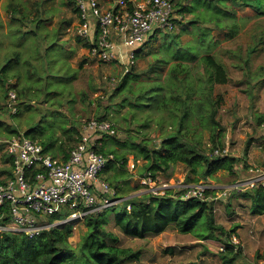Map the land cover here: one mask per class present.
<instances>
[{
  "label": "trees",
  "instance_id": "1",
  "mask_svg": "<svg viewBox=\"0 0 264 264\" xmlns=\"http://www.w3.org/2000/svg\"><path fill=\"white\" fill-rule=\"evenodd\" d=\"M231 1L236 3L233 6L235 8L240 2L253 7L257 14H264V0ZM9 4L10 17L20 21V28L15 30L20 31L21 26H24L22 21L26 17L23 15L17 18L12 15L17 8V4ZM197 4H200L203 10L194 11L196 8L193 7ZM174 5L179 13V15L172 17L175 26L179 25L181 27L183 25L184 19L181 15H183V12L189 11L192 13L191 22L189 23H198L197 27H194L200 29L197 31L195 28L193 29L195 32L192 34V40L181 43L179 38L176 41L179 46L177 50L179 51L169 54L176 61L169 65L168 72L162 80L159 79V75H153L148 86L140 88L137 93L132 91L129 85L127 86L128 92L131 93L128 111L130 108L139 109L157 106L159 109H167L168 119H165L162 115L159 120H156L154 129L158 133L156 136L149 137L145 133L136 140L134 136L127 133L128 136L122 139L117 135V131L114 134L102 135L96 140L94 146L98 152L114 155V160L106 165L100 173V177H103L102 179L106 180L115 190L117 198L125 197L129 192L128 190L132 189L128 185L132 176V173L126 168L128 155H133L135 160L141 159L143 161L139 167V175L142 178L155 179L160 173L171 176L174 166L182 163L187 169L185 174V182L187 183L197 182L201 178H208L219 170H225L233 176V179L230 180L232 183L242 173V169L247 166V162L241 157L231 153L216 155L213 152L214 149L225 147L222 141L224 125L216 117L219 107L224 102V96L222 93L214 94L213 85L214 83L227 82L228 76L219 58L208 52L201 53V50L211 49L219 43V39L213 38V29L218 34L223 32L225 38H233L239 32L244 18H237L235 15L236 9L228 7L224 0H196V3H193L192 6L182 4L180 0H175ZM74 10L76 11L75 8ZM25 33L33 37H41L34 29ZM259 35L256 33V44L247 46L248 54L238 67L243 68L246 66L247 69H250L249 55L256 50L261 42V36ZM174 36L179 37V35ZM18 38L21 40L23 35L20 34ZM203 41L207 43H203ZM16 43L19 44L17 41ZM83 46H87V43L83 42ZM225 51L234 55L237 54L234 49L229 50L226 48ZM142 53V48L136 50L137 57ZM20 55V50L13 49V56L6 58V62L0 65V99H4L2 105L4 108L9 109L7 102H5L8 100L7 92L9 88L15 89L16 98L19 100L27 94L26 89L21 88V85L17 83L20 76L24 75L23 72H28L32 68L35 69L30 58L23 59L19 57ZM165 57L154 58V71L156 74L159 71L158 68L162 67V63L168 61ZM193 59H198L201 62L203 75L197 76L191 73L190 64L185 61ZM21 62L27 65L23 72L19 67ZM258 71L259 69L255 73H258ZM138 74L133 67L121 76L113 85L108 99L111 100L113 95L119 94L126 83L135 79ZM12 76H16L14 85L8 81V79L14 80ZM74 76L75 72L67 77L73 78ZM45 79L48 81V73ZM31 87L29 88L30 92L32 91ZM51 89L52 87L49 86L45 96L59 93V91H54L55 89L52 92ZM25 103L26 101L23 102V104ZM120 103L124 104L125 99L122 98ZM20 105L21 102L17 103V109L11 116H15L20 112ZM96 118L108 119L107 111L104 110L103 114ZM150 118V112H145L142 125L147 126ZM0 125H2V122H0ZM16 127H7V136L17 134L19 131ZM39 131H43V129H39V124H35L28 127L23 133L37 140ZM0 132L2 131L0 130ZM79 132L80 123H77V121L71 125L70 132L63 131L67 134L66 139L73 141V144L78 140ZM204 132L207 135L206 143L204 142ZM38 141L44 145L46 153L52 156L56 155L54 150H49L51 149V141L42 139ZM107 142L111 144L108 146ZM73 144L66 148L64 145L59 144V147L64 151L63 160L67 159ZM3 157L8 159L9 155L7 157L4 154ZM183 190V188L170 187L165 190L164 194H155L151 191L139 195L134 194L98 212L86 213L83 217L85 229L75 245H72L67 239V236L72 233L69 223L52 226L33 238L27 237L22 232L10 230L0 232V264H131L133 261L139 260V249L121 246L117 243L119 238L104 227L107 220L106 216L109 213L113 214L115 225L125 235L141 238L148 233H160L169 225H174L181 232L194 233L195 236L201 239L217 238L221 240L216 245L221 264H232L235 258L241 254V250L236 245L238 243L231 241L230 232L224 231L223 227L215 222L214 199L207 198L208 195L214 193V190L206 192V199H182L181 193ZM108 195H111V193H108ZM232 196L248 198L250 210L253 213L261 214L264 212V189L262 187L239 191L229 190L226 195L221 196V199L229 204L228 202H230ZM128 203L130 208L126 207ZM227 208L229 209V207ZM3 211L6 214L0 218V223L8 224L7 208L0 209V215ZM67 213L68 210L61 207L58 211L48 215L47 219L49 221L62 219Z\"/></svg>",
  "mask_w": 264,
  "mask_h": 264
},
{
  "label": "rangeland",
  "instance_id": "2",
  "mask_svg": "<svg viewBox=\"0 0 264 264\" xmlns=\"http://www.w3.org/2000/svg\"><path fill=\"white\" fill-rule=\"evenodd\" d=\"M9 3L17 4L12 15L17 18L23 15L26 17L22 21L24 26H21L20 31L15 30L20 28V21L10 17ZM193 3L195 4L196 0H193ZM74 8V0H0V65L6 62V58L13 56V49H17L21 52L19 57L30 58L31 63L37 69L32 68L30 71L33 72H23L27 65L22 62L19 64L24 75L20 76L17 84L26 89L27 94L20 100L16 98L18 104L21 102L18 114L11 116L13 112L3 107L4 99H0V122H2L0 125L2 131L0 132V181L9 177V172H11L12 157L10 155L8 157L7 143L5 142L10 137L7 136L8 132L6 131L9 126H17L19 132H25L28 127L39 124V129H43V131L38 132L37 140L51 141L49 150H54L56 156H61L64 151L59 147V144L64 145L65 148L73 144V141L66 139V133L71 131V125L75 124V121L80 123L83 119L96 118L103 114L104 110L107 111V118L115 124L117 135L122 139L128 134L134 136L136 140L145 133L149 137L156 136L158 135L154 130L156 120H159L162 115L165 119L169 117L167 109H159L157 106L130 108L128 111L131 93L128 92L127 86L129 85L131 90L137 93L140 88L148 86L153 75H159V79L162 80L168 72L169 65L176 61L172 56H169V54L179 51L176 41L179 38L181 43L192 40V34L195 32L193 29L197 26L180 27L176 25L173 30L159 28L155 35L142 45L144 46L143 53L139 55L138 62L136 60V66L142 67V69L135 70L139 73L137 77L126 83L120 93L113 95L109 100L108 96L113 85L121 78V68L115 62H100L89 56L87 46H83L82 39L75 32L76 12ZM250 12L253 13L251 10ZM173 15H179L175 5ZM39 20L41 21L38 22ZM31 29L36 30L41 37H33L25 33ZM198 29L200 28H195L196 31ZM213 30L215 34V29ZM20 34L23 35L21 40V37L18 38ZM174 35H179V37ZM214 38H217V35H214ZM203 43L207 42L203 41ZM250 43H252L250 38L238 34L236 39L231 41L222 39L217 46L201 50V53L214 54L215 52L222 57L223 61L227 63L225 69L228 71V77L236 78L240 72L235 65L237 59L227 57L221 52V49H234L242 53L244 46ZM48 45L50 46L46 48ZM219 47L221 48L219 49ZM163 56H166L168 61L162 63V67L158 68L159 71L156 74L154 58ZM262 57H264V48L251 60L254 64H260ZM185 62L190 64L191 73L197 76L203 75L202 64L198 59ZM73 72H75L73 78L67 77ZM47 73L48 81L45 79ZM12 77L14 80L11 83L13 84L16 81V76ZM229 85L235 87L234 84L230 83ZM49 86L52 87L50 91L55 89L54 91H59V93L45 96ZM122 98L125 99L124 104L120 103ZM228 98L229 96L223 103L222 108L225 110L222 121L225 117H232L231 110L241 105L240 103L233 105L234 100L229 102ZM24 101H26V105L23 104ZM255 101L257 103L256 110L251 109L255 111L254 118L257 119L260 113L257 112V109H261V102L259 97H256ZM147 111L150 112L151 118L149 124L143 126L142 119ZM245 111L244 109L239 114H245ZM260 131L264 132L261 128ZM101 136L102 134H98L96 138ZM206 137V132H204L205 143L207 142ZM261 139L262 137L254 136L255 142ZM110 144L107 142L108 146ZM229 148L231 149L232 146ZM4 154L8 159L2 158ZM142 162L141 159L135 160L133 155L127 156L126 168L132 173L128 185L132 189L129 188L125 197L149 192L151 188H158V191L162 193L167 187L178 189V186L187 183L185 182L187 169L182 163L174 166L171 176L160 173L152 182H148V180L144 182L139 175V167ZM231 179L233 176L225 170H219L208 178H201L197 182H188L187 184L207 182L215 189H222L229 186ZM209 197L214 198L215 222L220 224L224 231L230 232L233 243H238L236 245L240 247L241 254L235 258L232 264H264V212L253 213L250 210L248 198L232 196L228 202L229 205L221 199L218 191L211 193ZM127 207L130 208L128 205ZM106 217L104 227L119 238L118 244L140 250L139 260L133 261L131 264H221L216 249L217 243L221 240L217 238L201 239L194 233L181 232L174 225H169L160 233H148L145 237L138 238L123 234L115 225L112 213ZM63 223L71 225L72 233L67 236V239L72 245H75L85 229L83 218L65 219L54 226Z\"/></svg>",
  "mask_w": 264,
  "mask_h": 264
},
{
  "label": "built area",
  "instance_id": "3",
  "mask_svg": "<svg viewBox=\"0 0 264 264\" xmlns=\"http://www.w3.org/2000/svg\"><path fill=\"white\" fill-rule=\"evenodd\" d=\"M74 3L77 17L75 32L87 43L89 56L100 62H115L121 68V76L135 66L136 50L151 31L159 28L172 30L175 26L172 21L174 0H74ZM121 47L126 49L123 55ZM8 81L11 83L12 79ZM7 94V105L11 112H15L16 92L9 88ZM116 132V126L110 119H83L79 138L65 160L46 153L38 140L23 132L7 138V153L12 157L11 174L0 181V209L7 208L9 223H0V232H22L33 238L65 219L83 218L88 212H98L121 202L123 198H117L115 190L100 177L106 165L114 160V155L94 148L98 134ZM213 152L226 155L230 150L225 146ZM142 180L153 181L150 177ZM254 187L264 189V163H247L239 177L226 188L215 189L207 182H198L184 183L178 189H184L182 199H206L205 194L210 190L224 196L229 190ZM158 190L151 188L149 191L163 194L164 191L160 193ZM61 207L68 210L67 215L49 221L47 216ZM5 214L3 211L0 218Z\"/></svg>",
  "mask_w": 264,
  "mask_h": 264
},
{
  "label": "crops",
  "instance_id": "4",
  "mask_svg": "<svg viewBox=\"0 0 264 264\" xmlns=\"http://www.w3.org/2000/svg\"><path fill=\"white\" fill-rule=\"evenodd\" d=\"M134 2H139L140 0H133ZM182 4L186 5H193V0H180ZM208 1V0H207ZM225 3L228 5V7L235 6L236 3H232L231 0H224ZM175 3V0H174ZM193 8H196L194 11L203 10V7L200 6V4L194 5ZM235 8V7H233ZM236 17L237 18H244L243 23L240 25L239 32L235 35L233 38H225L223 32H220L219 34L212 30V33L214 35H217V38L220 41L223 39L231 41L237 38L239 35H246L248 38L251 39L252 43L244 46V52L239 53L237 52L236 55L232 54L231 52H226L225 48L221 49V52L225 54L229 58H236L237 61L235 63L236 67H238L239 64H241L242 60H244L247 56V46L256 44V33L260 34V40L261 42L258 44V47L255 51H253L249 55V68L247 69L246 66L243 68L238 67L240 70L239 76L236 78H233L231 76L228 77L227 82L224 83H214L213 85V93H222L224 96V102L225 103L227 97L229 96L228 100L229 102H232L234 100V104L240 103L241 105L233 108L231 110L232 117L228 118L225 117L222 121V116L224 115L223 112L225 109H223L222 104L217 112L216 117L220 119L221 123L224 125L223 135H222V141L224 142V146H227L228 148L232 146L230 149V153L241 157L246 161L247 163H253L256 165L264 163V132L260 131V128L264 131V57H262L260 64H254L252 62V58L257 55L261 49L264 47V14H257V11L250 7L249 5L241 4L239 2V5L236 6ZM250 10L253 12L251 14ZM76 12V11H75ZM255 16V18H254ZM183 25L181 27H188V26H196L198 23L191 24V18L192 13L189 11L183 12ZM230 20V19H229ZM238 20V19H237ZM77 22V17H76ZM158 29H154L148 34V37L146 40L139 45V48H142L143 44H146V42L152 38ZM83 41V40H82ZM85 42V41H83ZM218 45V44H217ZM216 45V46H217ZM142 46V47H141ZM221 47H219L220 49ZM230 50V49H229ZM121 55L126 51L125 47L120 48ZM214 57L219 58L225 68V65L227 64L225 61H223L222 57L218 56L214 52ZM217 55V56H216ZM139 59V56L137 57ZM138 62V60H137ZM260 67V68H259ZM142 69V67L134 66V70ZM259 69L258 73H255V71ZM226 70V69H225ZM227 76L228 71H226ZM234 84L235 87H232ZM218 90V91H215ZM229 94V95H228ZM259 97V100L261 102V109H257V112L259 111L261 113L258 114L259 116L257 119L254 118V112L252 109L256 110V101L255 98ZM252 108V109H251ZM246 110L245 114H239L240 111ZM263 134V135H262ZM254 136L262 137V139L258 142L254 141ZM230 141V142H229ZM230 144V146H229ZM72 147V146H71ZM62 156H54L62 159Z\"/></svg>",
  "mask_w": 264,
  "mask_h": 264
},
{
  "label": "water",
  "instance_id": "5",
  "mask_svg": "<svg viewBox=\"0 0 264 264\" xmlns=\"http://www.w3.org/2000/svg\"><path fill=\"white\" fill-rule=\"evenodd\" d=\"M123 199H125L126 197H122Z\"/></svg>",
  "mask_w": 264,
  "mask_h": 264
},
{
  "label": "clouds",
  "instance_id": "6",
  "mask_svg": "<svg viewBox=\"0 0 264 264\" xmlns=\"http://www.w3.org/2000/svg\"><path fill=\"white\" fill-rule=\"evenodd\" d=\"M127 198V197H126Z\"/></svg>",
  "mask_w": 264,
  "mask_h": 264
}]
</instances>
